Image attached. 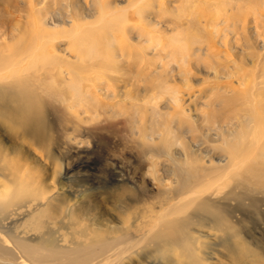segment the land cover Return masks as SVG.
Returning a JSON list of instances; mask_svg holds the SVG:
<instances>
[{
    "label": "rangeland",
    "instance_id": "rangeland-1",
    "mask_svg": "<svg viewBox=\"0 0 264 264\" xmlns=\"http://www.w3.org/2000/svg\"><path fill=\"white\" fill-rule=\"evenodd\" d=\"M137 1L139 0H104V3L114 6L120 4L119 8L113 9L116 15L125 9L130 12L132 10L131 13L128 11L132 15L133 5ZM221 1L224 0H210L207 4L202 0H152V5L155 10L158 7L161 12L162 9L163 14L160 13L159 17L165 15V18L162 16L157 21H163L162 27H165V22L170 21L175 25L184 23L182 13L190 8L194 13H190L188 18L193 19L192 27L195 28L204 25V17L211 14L208 16L211 19L215 16L211 8L226 7V0L222 4ZM234 1L231 6L235 4ZM238 1L243 8L242 16H238L239 20L246 22V29L256 28L258 33H262H257L255 42L253 39L249 40V45L245 44L246 36L241 32L236 39L230 35V42L228 39L223 40L225 43L229 42L228 48L217 43L218 51L213 56L215 59L207 56L200 61L205 69L211 63L218 69L227 66L233 77L220 84L216 76L210 73L201 75V84L190 82L192 88L189 90L175 77L170 84L181 91L180 98L191 110L190 116L196 119L190 120L194 126L191 129L193 134L190 131L188 133L189 123L186 120H182V128L178 131L185 140L196 137L198 150L189 148L184 151L178 142H172L170 148H166L157 140L156 134L163 126L175 128L180 120L175 119L176 122H172L163 115L171 111L165 106L164 96L161 98L164 103L159 105L157 119L151 115L149 117V111L145 110L150 107L144 105L149 102L147 99L151 100L149 95L156 93L164 81L151 79L153 74L150 71L137 70L135 77L131 78L134 72H130V67L137 61H122L121 64L114 62L107 57L109 51L104 49V38H101L103 42L99 55L91 63L92 68L78 71L86 80L84 84H80L79 92L87 93L89 97H81L83 113L80 114V110L75 109L79 101L68 99L66 88L60 85V81L57 80L52 85L48 75H38L36 80L29 81L28 88L32 90L33 99L43 102V112L37 108L35 114L43 117L41 124L45 130L41 127L34 130H16L15 119L19 115L33 116L34 112H23L19 109V92L15 88V92L0 90V202L10 200L11 193L5 195V191L12 189L14 181L24 184L23 191L37 186L45 190L40 197L24 196L15 200L17 203L0 211V226L6 231L4 235L8 240L12 242L22 238L26 247H31L40 254H54L58 261L64 262L81 261L83 258L90 260L87 256H93L92 253L108 251L107 254H111L121 251L105 264H264V162L256 161L257 176L253 179L243 177L222 181L206 175L199 168L202 162L211 161L212 169L222 173V177L225 174L232 176L234 172L230 168H215L216 165H224L226 160L225 152L217 148L218 142L226 139L229 134L225 131L227 126L243 114V108L253 112L254 107L249 102L252 99L250 93L260 91L254 98L257 99L256 103H263L264 106V51L259 52L261 57L253 49L264 41V0ZM152 2L147 0L144 4ZM81 4V8H77L84 10L87 16L90 15L91 6ZM173 6L178 8L177 12H173ZM65 7L66 0H0V42H3L0 45V58L9 59L13 56L9 50L14 52L15 49L11 47L14 39H10L15 29L18 32L15 38L24 39L23 43L17 45L16 49L19 50L25 46L26 40L35 44L33 36L39 34L38 26L41 28L42 22L47 23L52 30L66 28L64 34L68 35L69 19L60 16L66 12ZM77 8L75 10L73 7L71 11L76 12ZM231 8H226L229 16ZM95 10L99 11L97 8ZM225 15L223 16L227 18ZM226 18H222L223 21ZM88 19L82 22L79 20L77 23L82 25L94 21L92 18ZM129 20L135 25L140 21L136 17ZM241 22L238 24L239 28ZM58 23L61 26L64 24V27L54 29L53 24ZM73 24L72 22L71 27ZM51 34L52 32L50 36ZM61 35L57 39L59 42L54 40L47 45V50L56 54L54 48L57 49L56 55L64 50L72 54L69 49L71 36L66 38L68 36L65 35L62 38L64 35ZM202 36L211 40L215 37L211 33ZM220 36L222 35L216 36L217 42H222ZM134 46L137 48L134 43L131 48ZM239 49L246 52L243 57ZM233 61L238 65L239 71L233 69ZM181 68L184 70L185 67ZM121 69L124 70V75L121 74ZM98 71L101 74L99 76ZM242 74H245L242 77L245 82L241 81L242 84L239 85L238 78ZM254 76L256 82L250 79ZM258 77L263 82L257 81ZM252 80L258 91L254 88L250 93L249 89L246 91L249 94L243 93L246 84L249 83L247 88L253 84ZM100 84L108 90L105 101L91 97L95 91L93 87ZM217 85L221 88L233 87L235 93L223 92V95L213 91ZM144 89H147L146 94ZM48 90L54 99L43 97ZM208 92L212 95L207 100L211 107L206 108L203 104L206 103L204 97ZM120 94L122 98L118 97ZM197 95L200 100H195ZM191 96L196 98L192 100L189 98ZM68 107L72 109L69 110ZM2 115L11 120L3 119ZM93 115L96 117L93 118ZM249 123H242L240 127L246 130ZM234 129L238 130L235 126L233 131ZM147 136H152L154 142ZM214 139L215 142H212ZM205 150L208 152L205 153ZM1 176L5 180H1ZM51 187L55 191L49 194L47 189ZM188 191H197L199 195L196 198L189 196L180 200L186 197L184 193ZM73 202L76 205L69 210L68 207ZM91 260L92 264L99 261H94V258Z\"/></svg>",
    "mask_w": 264,
    "mask_h": 264
},
{
    "label": "bare ground",
    "instance_id": "bare-ground-1",
    "mask_svg": "<svg viewBox=\"0 0 264 264\" xmlns=\"http://www.w3.org/2000/svg\"><path fill=\"white\" fill-rule=\"evenodd\" d=\"M153 1H155V0H153ZM224 1H221L220 3L222 4V2H224ZM233 1L234 0H226V2H227V3H225L226 7L223 6L221 9L218 7L220 10L215 9V8H211L215 14V16L213 15V18H215V20H211L213 18L209 19L208 16L211 15V14H209L208 16L204 17V19H205L204 25L194 28V27H192L193 26V19L188 18L190 16L189 14L194 13V11L190 10V8L188 6L187 7L189 8V10L185 9L183 11V13L180 12V13H182V17L184 18V23L179 25V23H180L179 22L178 24L175 25V23L170 21V22H165L163 24V25H165V27H162V24H161L162 20L160 19L161 20L160 22H157V21L159 20L160 17L163 16V15L160 17L158 16L163 11L160 8L161 9V12H160L158 7H157L158 10L157 9L155 10V6L152 5V4H154L152 2V0H151L152 3H150V4H148L149 2L147 4H144L145 2H147V0L137 1L133 5L134 13L132 15H130L128 13V11L130 12V10L127 11V9H125L121 14L116 15L113 12V9L119 8L118 6H120V4L116 5V6H114L113 4H105L104 0H66V7H65L66 12L63 14H60V16H63L64 18L69 19V21H68V23H69L68 35L64 34V32H65L64 30L66 28L61 29V30L59 29V28H63L64 24H62V26L59 23L57 25L53 24V28L54 29L58 28L59 30H52L51 28H49L47 23L42 22L40 25L41 28H39V26H38L39 34L36 36L34 34V36H33L34 37L33 42L35 41V44L26 40L25 46L23 45L22 49L19 50V49H16L17 45L19 43H23L24 39H16L15 38L16 32H17V30L15 29L11 33L10 39H12V40L14 39V42H13L14 45H12L11 47L15 48L16 50L14 49V52H11V50H9L11 47H8L10 55H13V56L9 59H6L4 57L0 58V90L3 89V91L6 90V91H13V92H15V90H16V92H19V93H17L18 94L17 100H18V104H19V109L22 110L23 112L32 111V112H34V115L33 116H26V117L19 115V117H17L14 121L15 122L14 128L16 130L23 129L25 131V130H34L36 127H41V128H43V131L45 130L44 127L42 126L43 117L37 116L35 114L37 112V108H39L40 112H43V106H42L43 102H42V100H40V102H38V99H33L34 97H31V91L32 90L28 88L29 87L28 85H30L29 81L36 80L38 78V75L40 77L43 75H45V76L48 75V78L50 80L49 83L52 85L55 84L57 80L60 81L61 82L60 85L65 86V88H66V91L68 93V99L69 100L76 99L79 101V103L77 104L78 106L75 109H79L80 114L83 113L82 109H81V107H82L81 106L82 105L81 97L82 96L88 97V94L87 93L86 94L85 93L80 94V92H79L80 84L86 80H85V78H83L81 73L78 71L79 70L84 71L85 68H87V69L92 68L91 63H92V61H94V59L97 57V55H99L98 53H100V51L102 49V46H101L102 43L101 42H103L101 40V38H104V43H105L104 49H108V51H109L108 52L109 54H107V57L111 58L114 62L121 64L122 61H128V62L132 61V60L137 61L136 63H134L130 67L131 68L130 72H132V71L134 72L133 76H130L131 74L129 72V74H130L129 76L131 78H134L138 72L137 70H139L142 72L143 71H146V72L150 71L153 74L151 79H153L154 81H158V80L164 81L163 84L158 88L156 93L149 95L152 98H151V100L147 99V101L149 100V102H147L144 105L146 107L147 106H150V107L145 109V110L149 111V113H150L149 117L151 115V117H153L154 119H157L159 117V113H160L159 105L164 103L161 101V98L164 96L165 97L164 100H165V104H166L165 106L171 111H170V113H163V115L170 118L172 120V122H176L175 119H180V120L178 121L179 125L175 126V128H169V127L163 126L162 129L157 134L154 132L153 135H155V134L157 135V140L160 143H162L163 146L166 148H170V146L172 145V142H175V143L178 142L184 151H187L189 148H195L198 150L199 146H198V141L196 140L197 139L196 137L194 139H191V140H185V138L182 137V133L180 131H178V129L182 128V120H184V121L186 120L189 123V127H187V129H188L187 131H188V133H189V131H190V133H192L191 129L194 126H193L191 121H195L196 119L192 118L190 116L191 110L189 109V107H186L184 105L183 100L180 98V92L181 91H178L177 87H174L170 84L173 83V78L175 77V79L178 78L181 81V83H183V85L189 90L192 88L191 83H193L195 85L201 84V81H202L201 75L203 76V75H207L208 73H210V74L216 76V80H218V82L220 84H222L221 82H223L225 80H230L233 77V73H231V71H229V67H227V66L219 67V69H218V68H215L216 65H214V67H213L212 63H211V65H208V67L205 66L206 67V69H205L204 66H201V64H200V61H202L201 60L202 57L206 58L207 56H210V57L214 56V53L218 51L217 43L228 48L230 45L229 44L230 38L228 39V37L230 35H232L234 37V39H236L238 37L239 32H241L242 34H244L247 37V38L245 37V44H246L247 42H249V40L251 41L252 39L255 42L256 36L258 34L262 33V31H260L261 33L260 32L258 33V29H256V28H253V30H251L247 27V29H246V22L245 21L241 22L239 20L240 17H238L239 14L240 15L242 14L243 8L241 5L238 4V2H239L238 0L234 1L235 4L233 6H231ZM202 2L208 4L210 2V0H202ZM37 3H41V2L37 1ZM37 3L34 5H37ZM81 3H83L85 5L89 4L91 6V8H90L91 13H89L90 15L87 16L86 15L87 13H85L84 10L77 8L79 6L81 8V5H82ZM212 3H214V2H212ZM131 5H132V3H131ZM215 5H217V3H215ZM73 7H75V10H76V8L78 10L76 12H72L71 8H73ZM227 7H230V8L232 7L231 10L229 9L230 16H229V14H226V12H227L226 8ZM93 8H94V10H93ZM95 8L99 9V11H96ZM41 9L42 8H40V10ZM171 9L173 10V12L178 11V8L176 6L171 7ZM180 9H181V7H180ZM172 10H169V11H172ZM46 11H47V8L45 9L44 12L46 13ZM165 11H167V9H165ZM131 12H132V10H131ZM171 13H170V15H172ZM161 14H163V13H161ZM41 15H43V14H41ZM203 15H204V13H203ZM223 15L227 16V18L224 17ZM134 17H136L137 19L140 20L137 25L130 23L129 19L134 18ZM219 17L226 18V19L223 21V19L221 18L222 20L220 19V21H218ZM43 18H45V17H43ZM86 18L87 19L89 18L90 20L92 18V19H94V21H92L90 23L89 22L84 23L82 25L77 23L79 20H81V22L84 21V19L87 20ZM164 18H163V20H164ZM172 18H175V17H172ZM175 20H176V18H175ZM165 21H166V19H165ZM176 21L178 22V20H176ZM33 22H35L34 18H33ZM39 22H41V20H39ZM72 22L74 24L71 27ZM240 22H241V26L239 28L238 24H240ZM37 25H39V24H37ZM163 28H165L166 31H165V29L163 30ZM62 31H63V33H62ZM162 31H165V32H162ZM51 32H52V34L50 36ZM59 32H61V33H59ZM219 32H222L223 34L222 33L219 34ZM208 33L214 34V36H215V37L213 36L214 40L217 38L216 37L217 35L218 36L222 35V36H220V38L222 39V42H220L221 41L220 39H219L220 41L217 42L218 41L217 39H216V41H214V40L209 39V37L206 38V37L202 36L203 34H208ZM61 34L64 35V37H62V38H65V35L68 36L66 38H70L69 36H71V39H69V42H70L69 49H71V51L73 52V53L71 52L72 54H70L68 51L64 50V51L60 52V55H56V54H58L57 49L54 48L56 54L49 53V51L47 50V45L49 43H53L54 40H57L59 38V35H61ZM132 35H136V37H133ZM163 36H166V38H163ZM63 40H66V39H63ZM223 40H227L229 42L225 43ZM57 41L59 42V40H57ZM2 43L3 42H0V45H2ZM123 43L124 44L126 43V44L121 46ZM133 43L137 46V48H135V46L133 48H131ZM246 45H249V44L247 43ZM3 46H4V44H3ZM232 46H234V44ZM252 46H254V45H252ZM51 48H53L52 45H51ZM241 48H242V46H241ZM136 49H138V50H136ZM253 49L258 52L255 54H259V52L264 51V41H261V43H258L257 45H255L253 47ZM0 50H1V48H0ZM248 50L250 51L251 48ZM23 51H24V53H23ZM1 52H4V51L2 50ZM239 52H240V55H242V57H243V55L246 54V52L242 49H239ZM256 56L259 58V56H261V55L259 54V56L258 55H256ZM108 60L109 59H107V61ZM110 62H112V61H110ZM144 62H146V63H144ZM259 62H260V59H259ZM233 64H234L233 69L239 71L240 69L238 68V65L236 64L235 61H233ZM182 66L185 67L184 70H182V68H181ZM256 66H257V64H256ZM123 71L124 70L121 69V74L123 73ZM125 72H126V70H125ZM146 72H144V74ZM99 74L100 73L98 71V76H99ZM122 75H124V74H122ZM243 75H245V74H242L240 79L238 78V80H239L238 84L239 83L242 84L241 81H244L242 79ZM93 76H95V75H93ZM95 78H96V76H95ZM203 78H206V77H203ZM254 78H255V76L253 78H250V79H253L256 82V78L255 79ZM102 79H100V80L102 81ZM112 79H114V78H112ZM257 79H258L257 81H259V82L262 81V79L259 77ZM254 81L252 82L253 84H251L249 88H247L249 83L248 84H246L247 82L245 83L246 87L243 88V91H244L243 93H245L248 89H249L248 90L249 93L251 91H253L254 88L256 89L257 86H256V83ZM244 82H243V84H244ZM106 84H108V83H105V85ZM216 84H218V83L216 82ZM260 85H262V84H260ZM213 86H215V85H213ZM197 87H199V86H197ZM13 88H15V90ZM93 88L95 91H94V94L91 95V97L94 96V98H98V99L100 98L101 101L102 100L105 101L108 98V96L106 94V92H108V90L105 86L100 84L99 86H95ZM201 89L202 88L200 87V90ZM144 90H145L144 94H146L147 89H144ZM256 90L258 91V89H256ZM260 90H261V88H260ZM213 91L221 92L223 95H224V93L225 94H231L230 93L231 91L232 92L234 91V93H235V89H233V87H229V86H225L223 88H221V86L220 87L218 86L217 88L214 87ZM258 92L260 94V91H258ZM258 92H256V93H258ZM45 93H46V95L43 96L44 98L54 99V97L51 94V91L48 90V91H45ZM88 93L90 94V92H88ZM187 93H188V91H187ZM200 93H199V95H200ZM209 93L210 92H208L206 96L204 95L206 103L203 105L206 108L211 107L210 103H208V101H209L208 99L210 98ZM211 93H212V91H211ZM240 93H242V90L240 91ZM246 93H248V92H246ZM256 93L255 94H254V92L250 93V94H252L251 95L252 99L249 102L254 107V108L252 107L253 112L251 110L243 108V110H242L243 114H241L240 117L236 118L234 123H232L229 127L227 126V129L225 131H228L229 134H228V136H226V139L220 140L218 142L217 148H219L223 152H225L224 157L226 160H225L224 165H216L215 168H220V167L222 169L230 168L234 172V174L232 176H228L227 174H225V176L222 177L221 176L222 173H219L217 170L212 169V166L210 165L211 161H206V162H202L199 166V168L203 169V171L205 172L206 175H210L212 178H217V179H220L222 181H224V180L228 181V180H232V179L233 180L242 179L243 177H245L247 179H253L257 176V171H256L257 166H255V165H257L258 163L256 161L259 160L260 163L264 162V106H262L263 103H256L257 99H255L256 97L254 98V96H256ZM248 94H244V96L245 95L247 96ZM109 95H110V97L114 98L113 95H111V94H109ZM210 96H212V95H210ZM118 97L122 98V94L118 95ZM231 97H233V95H231ZM251 97H249V98H251ZM189 98H192V100H194L196 97L194 96V99L192 96ZM82 99L84 101V98H82ZM197 99H199V96L195 100H197ZM213 99L214 98H212V100ZM190 100L191 99H189V101ZM94 101H95V99H94ZM210 102H211V99H210ZM247 104L249 105V103H247ZM71 109L69 108V110H71ZM75 109L73 108V110H75ZM162 111H164V110H162ZM165 111H167L166 108H165ZM84 113H86V112H84ZM112 115H115V114H112ZM202 115H203V113H202ZM202 115H201V117H202ZM0 116H1V114H0ZM95 117H96V115H93V118H95ZM201 117H200V119H201ZM2 118L3 119L6 118V119L11 120L9 117H4L3 115H2ZM249 120H250V123H249ZM6 121L8 123H10V122L12 123V121H8V120H6ZM41 122H42V124H41ZM242 123H249L247 125L246 130L244 128L240 127V125ZM10 126L11 125H9V127ZM234 126L236 128H238V130L234 129V131H233ZM237 126H239L240 128ZM218 130H220V129H218ZM206 131H207V128H206ZM140 138H142V137H140ZM149 139H150V141L154 142L152 136ZM212 142H215V139ZM207 152L208 151L205 150V153H207ZM219 157H218V159H219ZM254 166H255V169H254ZM1 180H5V177L1 176ZM23 186H24V184L17 183L15 181L12 183V187H11L12 189L5 191V195H6V193H11L10 200L0 202V211L6 209L10 204L17 203V202H15V200H18L24 196L40 197L45 192L44 189H41L38 186L34 189L23 191ZM47 190H48L49 194H52L55 191V188L51 187V188H48ZM184 195H186V197H184L180 200H185L189 196L196 198V196H198L199 193H197V191H188V192L184 193ZM0 196H1V193H0ZM3 199H5V198H3ZM74 205H76V202H73V204L71 206H69L68 209L70 210L71 207ZM180 223L183 224V222H180ZM5 233H6V231L4 230V228L0 226V264H92L93 261L91 260V258H94V261L99 260L94 264H105L107 261L114 258L115 256H117L121 252V251H118V252H114L111 254H107L108 251H106L105 253L104 252L92 253L93 256H91L89 254L87 256L88 258H90V260L83 258L81 261L80 260H77V261L68 260V262H64V261H58L54 254H51V253L40 254L36 250H34L33 248L28 247V246L26 247L22 243V241L24 240L22 238L20 240H14L11 242L10 240H8L6 238V236L4 235ZM180 241H182V240H180Z\"/></svg>",
    "mask_w": 264,
    "mask_h": 264
}]
</instances>
